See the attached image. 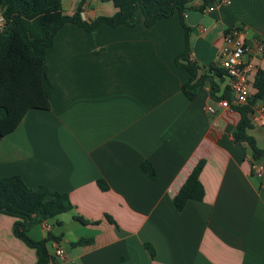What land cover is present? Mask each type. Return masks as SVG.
Wrapping results in <instances>:
<instances>
[{"label":"crops","instance_id":"1","mask_svg":"<svg viewBox=\"0 0 264 264\" xmlns=\"http://www.w3.org/2000/svg\"><path fill=\"white\" fill-rule=\"evenodd\" d=\"M78 1L60 0L62 11L72 14ZM219 1L191 0L183 15L191 59L209 76L228 29L240 27L246 44L264 47V0ZM114 12L110 0L81 6L85 20ZM183 47L178 14L145 27L137 10L132 26L87 31L67 22L56 30L45 50L49 109L30 108L0 138V176L65 192L73 205L59 230L38 223L27 232L33 240L53 237L45 247L54 261L46 264H264V174L251 171L249 149L232 139L239 113L219 107L207 81L192 99L183 94L189 74L174 62ZM243 59L256 65L251 86L264 72V48ZM257 102L264 107V95ZM248 133L264 148V124L252 122ZM200 159L203 198L177 211L172 199ZM143 160L155 178L141 170ZM13 222L0 213V264H34L35 251L13 235ZM79 239L91 241L70 244Z\"/></svg>","mask_w":264,"mask_h":264},{"label":"trees","instance_id":"2","mask_svg":"<svg viewBox=\"0 0 264 264\" xmlns=\"http://www.w3.org/2000/svg\"><path fill=\"white\" fill-rule=\"evenodd\" d=\"M84 1L79 0L74 12L67 14L62 11L60 0H0L5 18V28L0 34V138L13 131L30 108L49 109L52 85L47 76L45 50L51 45L59 27L67 22L87 31L94 30L101 23L113 27L132 26L137 10L143 15L145 27L153 25L158 19L178 14L184 31V47L175 56L174 62L189 74L188 79L181 85V90L188 99H192L199 86L207 81L209 93L213 98L230 100L227 76L223 68L219 64L210 65L207 71H213L211 76L200 74L199 71L203 68L191 59L189 28L183 21L184 12L189 9L191 0H110L115 7L112 15H101L89 20L81 16ZM211 1L219 0H202V6ZM221 79L224 80L226 91L217 97ZM251 90L252 95L247 104L232 105V109L239 113L232 139L249 149L251 171L254 172L253 165L259 161L264 174V148L258 147L254 137L248 133L252 126V106L264 95V72L258 71L255 74ZM203 164L204 160L200 159L194 165L174 195L172 202L177 211H181L188 199L203 198V186L199 180ZM139 166L149 177L155 178V170L149 161L143 160ZM96 184L100 190L108 188L103 179H97ZM72 208L73 205L65 192L44 185L28 186L17 174L0 176V213L14 217L13 235L34 249V264H46L53 260L45 247V242L53 237L47 234L44 239L33 240L27 234L29 228ZM74 218L81 223L87 222L81 216ZM107 218L114 223L109 215ZM90 241L79 239L70 244L78 245ZM145 248L152 257V247L145 244Z\"/></svg>","mask_w":264,"mask_h":264},{"label":"built area","instance_id":"3","mask_svg":"<svg viewBox=\"0 0 264 264\" xmlns=\"http://www.w3.org/2000/svg\"><path fill=\"white\" fill-rule=\"evenodd\" d=\"M227 2V0H220L219 3ZM214 5L212 4L207 8L212 11ZM5 28V18L3 9L0 6V34L3 33ZM263 44L256 43L255 48L245 43L243 38V30L240 27H232L225 32L224 44L217 53V62L223 68L227 76V85L230 91V100L219 99L217 105L224 109H232V105L247 104L251 97V86L249 77L256 70V65L251 60L243 59L244 55L256 54L263 51ZM207 111L214 113V107L208 105ZM251 121L258 125L264 124V107L257 101L252 106ZM254 172L263 173L262 165H253ZM44 230L49 231L51 228L48 220L40 222ZM53 252L57 257H63V249L57 244H54Z\"/></svg>","mask_w":264,"mask_h":264},{"label":"rangeland","instance_id":"4","mask_svg":"<svg viewBox=\"0 0 264 264\" xmlns=\"http://www.w3.org/2000/svg\"><path fill=\"white\" fill-rule=\"evenodd\" d=\"M67 215H69V213H64L62 216H56L55 218H53V219H51V220H48L49 221V224H50V226L52 227V229H54V230H59L60 229V223H59V220H61V219H66L67 217H69V216H67ZM65 222V221H64ZM38 224V223H37ZM36 225V224H35ZM65 225V224H64ZM34 226V225H33ZM32 227V226H31ZM30 227V228H31ZM29 228V229H30ZM29 231V230H28Z\"/></svg>","mask_w":264,"mask_h":264},{"label":"water","instance_id":"5","mask_svg":"<svg viewBox=\"0 0 264 264\" xmlns=\"http://www.w3.org/2000/svg\"><path fill=\"white\" fill-rule=\"evenodd\" d=\"M260 162L259 161H257V164H259Z\"/></svg>","mask_w":264,"mask_h":264}]
</instances>
